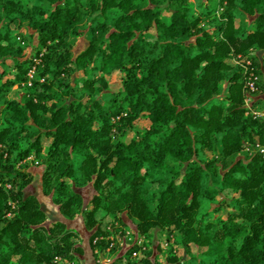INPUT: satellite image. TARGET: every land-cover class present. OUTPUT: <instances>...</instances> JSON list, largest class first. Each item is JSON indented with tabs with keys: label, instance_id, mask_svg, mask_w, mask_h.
<instances>
[{
	"label": "trees",
	"instance_id": "1",
	"mask_svg": "<svg viewBox=\"0 0 264 264\" xmlns=\"http://www.w3.org/2000/svg\"><path fill=\"white\" fill-rule=\"evenodd\" d=\"M263 93L264 0H0V264L83 254L30 189L31 157L98 259L164 264L148 244L106 253L129 221L183 248L167 264H264Z\"/></svg>",
	"mask_w": 264,
	"mask_h": 264
},
{
	"label": "rangeland",
	"instance_id": "2",
	"mask_svg": "<svg viewBox=\"0 0 264 264\" xmlns=\"http://www.w3.org/2000/svg\"><path fill=\"white\" fill-rule=\"evenodd\" d=\"M35 43H36V40H35ZM72 44L74 46L75 51L80 52L86 48V46L88 45V41H87L85 36H80L78 38L73 39ZM232 63H234V61H232ZM110 89L112 91H115V92H118L122 89L118 74L114 75V80H113V83H112ZM19 94H20V90L17 87H14L12 89L11 95L13 97H17V96H19ZM262 95H264V93ZM259 112L264 114V106ZM137 124H138L139 128L146 129L150 126V121L146 118H143V119L139 120ZM133 136H134L133 133H130L126 140L129 142L133 138ZM49 143H50L49 140H45V141H43V146L46 147ZM210 156H212V154H210ZM38 163H39V160L37 158H34V157H31L27 161L24 162L25 167H27L29 169V171H31L34 174V182H33L30 189L40 199L41 204H42V208L44 209V211L48 215V218H51L52 221H54V219H56L54 217V215L57 216L59 209L52 202L50 197L42 194V187H41L42 184L41 183H42L43 169L40 165H38ZM77 191L83 196L84 205H87L93 196L92 185L90 184V185H87L86 187L77 188ZM63 219H64V221H70V220L65 219V218H63ZM48 221H49V219H48ZM72 221H75V222H73V223L67 222L69 229L75 230L79 235V233L81 231H83V226H82V223L84 222L83 218L81 216H79L75 220H72ZM49 222H51V221H49ZM115 227L117 228V230H116L117 235H119V233H121V232H124V233L129 232L130 233L129 237H131V239H133V237L136 238L133 240V242L136 241L139 243L142 241L141 246H143V247H145V245L148 244L150 249L153 250L154 255L157 256L159 258L160 262H162L164 264L169 263V261L173 257H174L173 259H182L184 257L183 248L178 247L176 244L174 245V240H172L171 243H166L165 240H166L167 236L165 234H162L159 229L154 230L153 234H152V238L147 240L145 238V236L140 235L138 233H135L136 228L129 221H127V224L125 226L117 222V224H115ZM77 241L78 242L82 241V237L80 235L78 236ZM192 250H193L194 255H198V254L203 253L206 249L193 247ZM117 253L118 252H116L114 255L112 254L111 256L109 255V256L105 257V260L103 262H100V263L112 264L114 259L116 258ZM95 258L96 257L94 256V260L97 261V258L96 259ZM88 263L89 262L86 261V264H88ZM100 263H98V264H100ZM76 264H84V263L83 262H77Z\"/></svg>",
	"mask_w": 264,
	"mask_h": 264
},
{
	"label": "built area",
	"instance_id": "3",
	"mask_svg": "<svg viewBox=\"0 0 264 264\" xmlns=\"http://www.w3.org/2000/svg\"><path fill=\"white\" fill-rule=\"evenodd\" d=\"M246 65L247 66H252V62L248 60L246 62ZM251 79L257 80V77H256L254 72L251 74ZM249 89L252 92H254L256 90L255 84L251 80L249 82ZM258 148H259L260 153H262L264 155V145H258ZM129 236H130L129 232H127L125 234L123 232H121L117 236H113L112 235V236L108 237L107 239L112 241V244H111V247L107 250L106 253H109L111 251V249L113 247L117 246V245H118L119 248H122V249H126L130 245V243H135V244H138L140 246L142 245V241L139 242V243L136 242V241L133 242V240L136 239V238L133 237V239H131V237H129ZM97 253H98L97 255L99 256V262H103L105 260V256L102 253H99V252H97ZM138 255H139V253H137V252H135L133 254L134 257H136ZM59 261H60V258H56L55 259V262H59Z\"/></svg>",
	"mask_w": 264,
	"mask_h": 264
},
{
	"label": "crops",
	"instance_id": "4",
	"mask_svg": "<svg viewBox=\"0 0 264 264\" xmlns=\"http://www.w3.org/2000/svg\"><path fill=\"white\" fill-rule=\"evenodd\" d=\"M260 97L264 99V95H262ZM54 217L56 218V219H54V221H62L66 224H67V222H70V223L75 222V221H64V219H63L64 217L59 213V211H58L57 216L54 215ZM48 219H49V221H52L51 218H48ZM82 226H83V231H81L79 233V235L82 237V241L78 242V246H81L83 248V254L80 256V258L78 259L77 262H83L84 264H86V261H88L89 262L88 264H98V263H100L98 261L99 259L97 258L98 262L96 260H94L95 255L93 254L91 247H90V242H89L90 232L87 231V229L85 228L84 222L82 223ZM100 264H103V263H100Z\"/></svg>",
	"mask_w": 264,
	"mask_h": 264
}]
</instances>
